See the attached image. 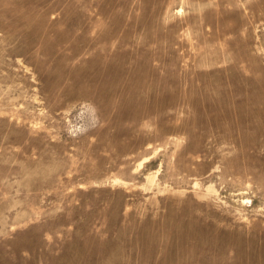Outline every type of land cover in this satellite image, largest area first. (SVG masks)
<instances>
[{
    "label": "rangeland",
    "instance_id": "rangeland-1",
    "mask_svg": "<svg viewBox=\"0 0 264 264\" xmlns=\"http://www.w3.org/2000/svg\"><path fill=\"white\" fill-rule=\"evenodd\" d=\"M0 264H264V0H0Z\"/></svg>",
    "mask_w": 264,
    "mask_h": 264
}]
</instances>
